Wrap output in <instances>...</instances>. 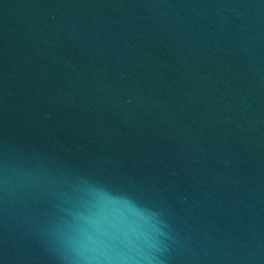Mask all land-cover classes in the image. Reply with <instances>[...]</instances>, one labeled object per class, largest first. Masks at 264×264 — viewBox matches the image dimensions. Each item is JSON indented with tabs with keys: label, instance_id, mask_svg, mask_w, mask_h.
Here are the masks:
<instances>
[{
	"label": "water",
	"instance_id": "1",
	"mask_svg": "<svg viewBox=\"0 0 264 264\" xmlns=\"http://www.w3.org/2000/svg\"><path fill=\"white\" fill-rule=\"evenodd\" d=\"M95 189L264 264V0H0V264H82Z\"/></svg>",
	"mask_w": 264,
	"mask_h": 264
},
{
	"label": "clouds",
	"instance_id": "2",
	"mask_svg": "<svg viewBox=\"0 0 264 264\" xmlns=\"http://www.w3.org/2000/svg\"><path fill=\"white\" fill-rule=\"evenodd\" d=\"M95 204L81 215L83 227L77 243L82 264H162L158 221L151 210H136L134 215L113 216V205L133 206L127 197H113L95 189Z\"/></svg>",
	"mask_w": 264,
	"mask_h": 264
}]
</instances>
